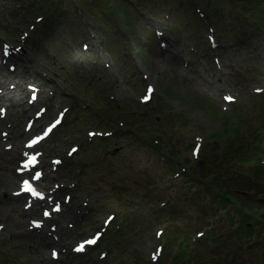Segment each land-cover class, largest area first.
<instances>
[{"label": "rangeland", "instance_id": "rangeland-1", "mask_svg": "<svg viewBox=\"0 0 264 264\" xmlns=\"http://www.w3.org/2000/svg\"><path fill=\"white\" fill-rule=\"evenodd\" d=\"M142 1L0 0V71L8 90L25 92L0 103V264H252L254 252L231 238L238 203L217 215L204 186L188 177L236 146L264 158V141L251 134L264 131V0ZM227 117L249 122L236 140L224 135ZM215 135L223 143L205 145ZM175 155L185 164L169 169ZM37 165L47 199L30 207L18 193ZM243 166L249 176L255 163ZM253 191L239 192L255 208L264 193ZM103 227L98 244L86 246Z\"/></svg>", "mask_w": 264, "mask_h": 264}, {"label": "trees", "instance_id": "trees-1", "mask_svg": "<svg viewBox=\"0 0 264 264\" xmlns=\"http://www.w3.org/2000/svg\"><path fill=\"white\" fill-rule=\"evenodd\" d=\"M113 2L114 0H106ZM120 3V2H119ZM122 4V3H121ZM142 4H146V0L142 1ZM109 9V8H108ZM120 7H116L115 10H120ZM122 10V9H121ZM235 113V110H234ZM226 122L228 126L224 129V135L228 138H234L235 140L241 136L242 131L240 130L241 127L247 126L249 122H246L245 120L237 119L235 120V123L233 125H230V121L227 117ZM145 134L146 130H143ZM253 136H255V139H258L260 141H264V131H253L251 132ZM223 139H225L223 136L215 135V137H209L206 140L205 145L213 144V142L217 141L220 143H223ZM155 140V139H154ZM102 142H106L107 140L103 139ZM228 146V144H225ZM155 147V145H154ZM249 145H247L243 149H239V146L231 148V152L227 155V160L224 158L221 161L216 160V163L212 167L201 166L198 167L199 173H197L196 170L193 171L194 175H189L188 177V183L195 184L198 183L202 186H204L205 190V196H210V210H213V212L220 213V211H224V209L227 208V206L230 203H238V217H239V227H237L235 230L232 231L231 235H235V237H231L234 240H237L239 245H245L246 251L249 253L254 252L255 256L252 258V264H264V260L260 258V250L264 253V244L257 236V233H259L261 230V227H263L262 222H264V213L260 209V207H264L263 201L260 199H257V205L258 207H249L247 202L243 201L244 193L239 191H253L256 189L259 193H264V165L259 164L260 155L259 154H251V158L247 157V151L249 149ZM204 153L200 154V159L202 158V155ZM264 154V153H263ZM174 159L175 165L171 166V159ZM170 158L169 160V169H174L175 167H178V164H181V160L176 158V155ZM232 159H238L239 164H235L232 162ZM180 160V161H179ZM215 162V161H214ZM256 163L255 168L251 175L248 176V174L244 171V163ZM166 163V162H165ZM164 163V164H165ZM185 164V162H183ZM234 170H238L239 174L237 175ZM185 172H183L184 174ZM247 176V177H246ZM260 182V185H257ZM254 192V191H253ZM181 194H184L182 192ZM216 205H219V207H215ZM174 207V206H173ZM208 209V210H209ZM250 212L251 215H246L247 212ZM234 214L237 213V208L233 209ZM219 215V214H217ZM206 216V215H205ZM229 217L232 219L233 223V216L229 215ZM221 219V218H220ZM251 221H253L254 225H251ZM235 225V223H233ZM212 226V228H214ZM174 233L177 232V229L173 231ZM200 230H195V234L199 233ZM212 233V232H210ZM227 236L223 240V244H226ZM253 239L254 245L251 246V240ZM204 243L207 242V239H203ZM176 257V255H174Z\"/></svg>", "mask_w": 264, "mask_h": 264}, {"label": "bare ground", "instance_id": "bare-ground-1", "mask_svg": "<svg viewBox=\"0 0 264 264\" xmlns=\"http://www.w3.org/2000/svg\"><path fill=\"white\" fill-rule=\"evenodd\" d=\"M7 78L8 77L5 76V74L0 71V86L6 89V92H4L6 94L4 96H0V103H2L4 101H10L11 99H14L16 101L17 96H25V92H23V93L22 92H18L17 93L16 90H13V89L12 90H8L7 89V82H8L9 79H7ZM21 103H22V112L25 111L24 109L29 110L30 105L26 102L25 98H23L21 100ZM26 113H29V111H26ZM20 136H23V135H20ZM24 151H25L24 149L19 148L17 150V152H16V155H20V154L24 153ZM27 152H28V150H27ZM12 179L15 181L17 179V176H15V175L13 177L11 176V180ZM7 184H14V183H7ZM7 184H5V186H10V185H7ZM21 195L24 196L25 194H21ZM9 199L13 200L15 198L12 199V197H10ZM22 215L25 216L26 213H22ZM21 225H22V222L19 221L14 226L17 227V228H20Z\"/></svg>", "mask_w": 264, "mask_h": 264}, {"label": "snow or ice", "instance_id": "snow-or-ice-1", "mask_svg": "<svg viewBox=\"0 0 264 264\" xmlns=\"http://www.w3.org/2000/svg\"><path fill=\"white\" fill-rule=\"evenodd\" d=\"M227 99L232 100L233 98H232V97H228ZM32 163H35V157H33ZM36 178L39 179V174H37ZM26 183H27V182H26ZM27 190L33 192V193H34L35 195H37V196H41V195H42L41 193L37 192V191L31 186L30 183H27ZM46 214H47V213H46ZM91 242H93V241H92V240L87 241V243H91ZM83 246H84L83 243H78V244L76 245V247H75V250H77V251H81V250H83ZM56 255H57V253H56V252H53V256H56Z\"/></svg>", "mask_w": 264, "mask_h": 264}]
</instances>
